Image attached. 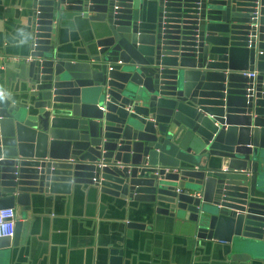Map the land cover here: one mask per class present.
I'll use <instances>...</instances> for the list:
<instances>
[{
	"label": "water",
	"instance_id": "obj_1",
	"mask_svg": "<svg viewBox=\"0 0 264 264\" xmlns=\"http://www.w3.org/2000/svg\"><path fill=\"white\" fill-rule=\"evenodd\" d=\"M28 5L31 60L0 64L20 78L0 90V210L15 212L14 240L34 196L87 190L168 218L194 247L216 243L217 264L264 259V0ZM108 252L104 264H126L124 248Z\"/></svg>",
	"mask_w": 264,
	"mask_h": 264
},
{
	"label": "crops",
	"instance_id": "obj_2",
	"mask_svg": "<svg viewBox=\"0 0 264 264\" xmlns=\"http://www.w3.org/2000/svg\"><path fill=\"white\" fill-rule=\"evenodd\" d=\"M29 2L0 0V53L5 56L27 58L22 56L26 40L21 16ZM71 34L78 42L81 33L77 28H71ZM1 73L0 90L16 92L17 74ZM31 209V225L24 239L23 231L16 240L13 237L15 245L0 251V264H104L108 251L119 248L125 249L126 264H217L221 255L216 243L194 247L185 230L151 209L146 208L147 217L139 218L124 203L103 205L93 191L81 190L69 197L34 196ZM128 220L151 226L153 231L129 233ZM254 262L244 264H264V259Z\"/></svg>",
	"mask_w": 264,
	"mask_h": 264
},
{
	"label": "built area",
	"instance_id": "obj_3",
	"mask_svg": "<svg viewBox=\"0 0 264 264\" xmlns=\"http://www.w3.org/2000/svg\"><path fill=\"white\" fill-rule=\"evenodd\" d=\"M30 58H17L5 56L3 53H0V64H18V63H29ZM247 77L254 78L256 74H246ZM16 218L15 212L13 209H3L0 210V239L9 238L11 239L14 236V226Z\"/></svg>",
	"mask_w": 264,
	"mask_h": 264
}]
</instances>
